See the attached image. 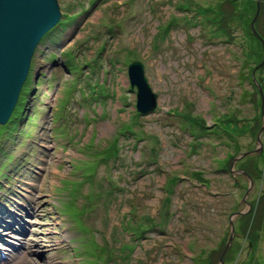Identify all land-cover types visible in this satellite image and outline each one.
I'll return each mask as SVG.
<instances>
[{
	"label": "rangeland",
	"instance_id": "374dc122",
	"mask_svg": "<svg viewBox=\"0 0 264 264\" xmlns=\"http://www.w3.org/2000/svg\"><path fill=\"white\" fill-rule=\"evenodd\" d=\"M58 2L77 17L36 49L35 117L0 135V264H264V130L241 156L264 124V0Z\"/></svg>",
	"mask_w": 264,
	"mask_h": 264
},
{
	"label": "water",
	"instance_id": "95a60500",
	"mask_svg": "<svg viewBox=\"0 0 264 264\" xmlns=\"http://www.w3.org/2000/svg\"><path fill=\"white\" fill-rule=\"evenodd\" d=\"M61 15L58 0H0V125L8 121L16 106L30 70L32 57L41 38L60 21ZM254 20L251 22V29L260 38L264 49V41L253 26ZM127 73L131 88H135L137 111L140 114L153 112L157 105V93L144 73L143 63L140 60L130 62L127 65ZM255 84L261 95L260 110L264 120V96L261 87ZM263 130L264 124L257 136L256 148L242 153L241 156L262 151ZM244 173L249 176L245 171ZM251 183L250 179L249 188L242 199L244 202H246L245 197L251 188ZM247 204L250 209L251 205ZM239 213L241 212L231 214V235L226 243L225 251L234 236L232 216H237ZM222 263L221 256L219 264Z\"/></svg>",
	"mask_w": 264,
	"mask_h": 264
},
{
	"label": "trees",
	"instance_id": "16d2710c",
	"mask_svg": "<svg viewBox=\"0 0 264 264\" xmlns=\"http://www.w3.org/2000/svg\"><path fill=\"white\" fill-rule=\"evenodd\" d=\"M66 16L75 17V18L71 21H65ZM76 17H77V14H70V13L64 12L61 20H63L62 21L63 23H72L76 19ZM172 23L176 24L177 22L174 21ZM60 24H61V22L59 21V23L57 25H55L48 32H46L44 34V36L41 38L40 43L42 44L43 41H45L46 39L49 43H54L55 42L54 36L60 34V33H58L59 30H61V32H63V30L65 29V27L64 28L60 27ZM50 53L52 54V56H54V54H55L53 52H50ZM45 59H49V58H45ZM32 60L33 61L31 64L30 72L28 74L26 81L24 82V84L22 86L17 105L15 106L8 122L5 125L0 126V135L1 136H8V135L12 134L17 129L18 125L23 122L24 119L31 121L35 117L34 115H26V117H25V114H24L25 113L24 112V109H25L24 106L26 105L25 98H26V96L31 94V88L33 87V83L35 82L34 79H31V76H32L31 69L33 68L34 57ZM65 65L68 67V69H70V66L67 64V62L65 63ZM36 81H38V80H36ZM35 86H36V84H35ZM62 107L63 106H60V108H62ZM62 115H63V113L60 112L59 118H61ZM129 129H130V127H128L126 130H129ZM27 160H28V158H27ZM27 160H25V161H27ZM1 174L2 173H0V175ZM2 175L4 176L5 174H2ZM126 224H129V223H126ZM130 227H133V226H130ZM127 228L129 230V232H131V235L135 239L141 238L145 234V232L148 231L147 226H144V227L139 226V228L142 229V233H139L136 230L134 231V228L131 229V228H129L128 225H127ZM119 248L123 249V250H128L129 246L127 244H121V246ZM93 249L96 250V257H101V254L104 253L105 251H107V247L102 246L98 243L95 244V248H93Z\"/></svg>",
	"mask_w": 264,
	"mask_h": 264
}]
</instances>
